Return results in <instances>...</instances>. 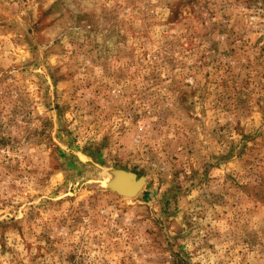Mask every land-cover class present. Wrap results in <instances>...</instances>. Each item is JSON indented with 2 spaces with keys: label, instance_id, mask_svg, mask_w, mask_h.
Listing matches in <instances>:
<instances>
[{
  "label": "rangeland",
  "instance_id": "374dc122",
  "mask_svg": "<svg viewBox=\"0 0 264 264\" xmlns=\"http://www.w3.org/2000/svg\"><path fill=\"white\" fill-rule=\"evenodd\" d=\"M0 264H264V0H0Z\"/></svg>",
  "mask_w": 264,
  "mask_h": 264
},
{
  "label": "water",
  "instance_id": "95a60500",
  "mask_svg": "<svg viewBox=\"0 0 264 264\" xmlns=\"http://www.w3.org/2000/svg\"><path fill=\"white\" fill-rule=\"evenodd\" d=\"M116 176L122 177V184L116 185L115 182L112 186L110 183V188L113 190V192L117 193L119 196H123L124 198H132L137 195V193L141 190L144 179L143 178H136V176L133 173L123 172V171H115ZM133 180V184L130 186L132 189L128 191L127 183L130 179ZM122 185V186H121ZM121 187V188H120Z\"/></svg>",
  "mask_w": 264,
  "mask_h": 264
},
{
  "label": "bare ground",
  "instance_id": "6f19581e",
  "mask_svg": "<svg viewBox=\"0 0 264 264\" xmlns=\"http://www.w3.org/2000/svg\"><path fill=\"white\" fill-rule=\"evenodd\" d=\"M130 179V178H129ZM110 182H111V185L113 186L114 184V182H115V184L116 185H119V184H122V177H118V176H116V173H112V176H111V180H110ZM110 184V183H109ZM133 184V180L132 179H130L129 181H128V183H127V188H124V189H128V191L130 190V189H132L130 186ZM122 186V185H121ZM121 188V187H120Z\"/></svg>",
  "mask_w": 264,
  "mask_h": 264
}]
</instances>
